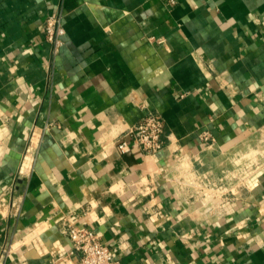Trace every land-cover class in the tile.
I'll list each match as a JSON object with an SVG mask.
<instances>
[{
	"label": "crops",
	"instance_id": "0c3cea01",
	"mask_svg": "<svg viewBox=\"0 0 264 264\" xmlns=\"http://www.w3.org/2000/svg\"><path fill=\"white\" fill-rule=\"evenodd\" d=\"M67 223L113 264H264V0H0V264H76Z\"/></svg>",
	"mask_w": 264,
	"mask_h": 264
},
{
	"label": "built area",
	"instance_id": "2783aa9c",
	"mask_svg": "<svg viewBox=\"0 0 264 264\" xmlns=\"http://www.w3.org/2000/svg\"><path fill=\"white\" fill-rule=\"evenodd\" d=\"M65 29L61 15H50L46 19V35L53 47L56 56L63 45ZM127 136H130L146 154H156L165 145V119L157 112H149L135 125L130 127ZM204 142H212L213 136L209 131L201 133ZM118 148L122 152H128L130 146L125 137L118 141ZM215 203V200H214ZM220 204H216L210 211H214ZM22 210V201L15 205L14 212L19 215ZM62 231L70 237L72 243L71 255L77 256L76 264H113L111 249L104 244L97 232L80 224L67 223Z\"/></svg>",
	"mask_w": 264,
	"mask_h": 264
}]
</instances>
